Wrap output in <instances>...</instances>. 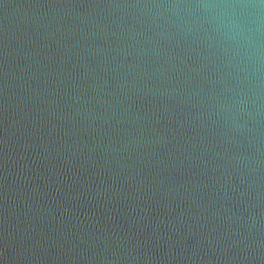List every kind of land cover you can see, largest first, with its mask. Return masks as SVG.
<instances>
[{
	"label": "water",
	"instance_id": "1",
	"mask_svg": "<svg viewBox=\"0 0 264 264\" xmlns=\"http://www.w3.org/2000/svg\"><path fill=\"white\" fill-rule=\"evenodd\" d=\"M0 264H264V0H0Z\"/></svg>",
	"mask_w": 264,
	"mask_h": 264
}]
</instances>
